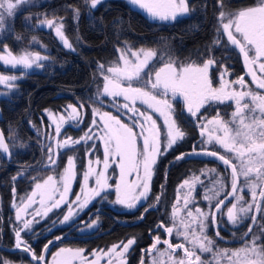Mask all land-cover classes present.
<instances>
[{"label": "snow or ice", "instance_id": "1", "mask_svg": "<svg viewBox=\"0 0 264 264\" xmlns=\"http://www.w3.org/2000/svg\"><path fill=\"white\" fill-rule=\"evenodd\" d=\"M102 0H85L90 9H95ZM128 2L147 14L153 22H176L185 18L196 11L195 6H191L189 0H128ZM30 0H0V30L5 28V20L12 17L15 11L21 6L29 4ZM220 11L216 18L214 26V36L210 44L205 45V51L211 53L216 47L225 46L229 50L236 49L243 57L244 66L247 69V75L251 76L252 83L256 89L264 90V0H257L255 6L245 7L237 10H231L225 4V0H217ZM71 7V6H70ZM75 19H79L80 10L71 7ZM27 17L26 21H30ZM64 18L39 19L35 26L43 29L45 26L49 30L55 31L56 37L62 42L63 46L71 51L76 49L73 43L65 34ZM227 37V45H224V37ZM17 41H22V36H16ZM80 42V37H76V43ZM29 45L40 48L46 47L37 37H32ZM119 53L117 60L110 62V66L105 69V65L97 62V71L103 76L104 84L102 92L96 94L95 101L100 100L101 96L112 97L114 100L123 97L125 103L116 105L118 113L122 107L132 113V126L123 123L118 115H112L110 112L101 113L99 109H93V120L89 130L84 132L78 139L72 136H66L63 139L58 137L63 135L66 127L79 129L83 122L81 111L73 104H68L65 111L67 115L54 114L45 109L52 123L48 126L49 131L43 134V138L49 141L45 144L41 140V150L47 149L46 160L43 165H39L43 170L52 169L54 174L48 175L41 181L39 176L32 177L35 181L32 192L25 198H21V203L17 205L13 201V207L16 209V220L22 223V227H13L15 234V248L31 255L36 264H98L101 257H108L109 264H112L113 254L119 261V264H126L123 257L129 252L130 248L136 242L135 238L127 240V243L121 242L120 245H113L107 251L103 249L94 250L90 259L83 255V248H60L53 254L51 261H46L42 252L37 256L31 249V246L23 240L22 233L30 232L32 225L37 223L36 217L43 219L47 217L54 209H60L66 205L68 211L62 220L53 221L56 223L70 225L77 223L79 214L95 198L107 199L106 190L111 187L106 174L110 161L119 160L120 180L116 183V200L113 203L123 205L128 209L137 207L139 201H145L149 197L150 180L153 175L154 166L157 164L159 156H162L178 141H181L186 133L181 129L176 119L173 118L175 109L172 103L167 99L171 94L173 98L177 95L182 96L188 113L193 117L204 105L211 103H224L226 101L234 102L235 110L231 113L229 120L220 117V113L205 124H200L201 137L207 135V140H201V144L219 145L224 150L225 155H220L217 151H203L200 153H181L176 160H182L188 155H205L216 157L227 167L231 168V191L225 192L226 176L218 175L211 187L207 188L204 200L209 203V210L203 211L197 207L195 213L188 209L191 203L185 199V210L187 217L178 220L180 209L174 205L172 213V227L165 228V232L171 236L175 230L177 237H183L185 243L173 245L170 240L161 241L160 236L153 238V244L147 250L151 253L157 249V245L163 243L166 245L164 253L160 255H169V264H264V224L258 225V220H264V94L248 86L245 77L241 76L235 81L227 80L228 69L224 68L220 73V86L213 87V81L209 76V69L217 64V59L209 56L200 64L198 61L202 55H198L196 60L183 62L171 56L163 63V66L156 68V64L164 61L163 55H159L158 49L142 46L138 49L135 45L125 41L122 47H118ZM199 54V49L196 50ZM50 56L42 55L40 51H32L28 47L21 49L14 54L8 45L0 49V62L10 69L18 70L19 75H5L0 73V86L5 87L9 92L16 90L17 81L26 74L25 70L43 67V62L50 60ZM257 72L260 74L258 75ZM138 84L140 86H133ZM126 85V86H125ZM234 85H239L241 90H236ZM7 92L0 91V96L7 95ZM136 101L147 105L148 108L159 112L164 117V126L166 130L157 127L156 121L150 115H145L135 107ZM131 102V106L130 103ZM84 108L83 104L79 105ZM70 109V111H68ZM99 115L103 122L104 135L99 138L104 142V161L103 169L93 167V162L89 159L87 170L83 173V183L81 192L76 194L75 200H70L68 193L71 191L72 182L78 178L77 160L78 152L76 146L83 143L87 146L89 141L96 139L91 134L92 127L97 125L95 116ZM143 117L141 120L140 118ZM54 125L55 135L51 128ZM147 125V127L145 126ZM134 127L140 128V136L143 138V147H137V133L133 131ZM7 139L15 140L14 130ZM39 134V133H38ZM54 142V143H52ZM15 143L12 148H15ZM20 147H25L21 144ZM95 148L86 147V154L92 152ZM64 152H72L68 156L66 166L62 171L58 170L59 157ZM0 154H8L11 157L9 143L2 132H0ZM231 154L232 159H227L226 155ZM99 164L100 161L95 162ZM33 166H29L32 168ZM141 169L143 175H141ZM17 173L12 177L13 181L19 176L25 175V172ZM216 169H209L207 173L201 170V175L216 174ZM136 173V179L131 180L130 174ZM55 173H58L55 174ZM95 179V185L90 186L91 179ZM242 178V182H241ZM199 176H194L192 181L185 180L183 186H188L194 190L197 184H202ZM163 187V186H162ZM244 189L251 193V201H246L242 194ZM15 193V188H13ZM241 193V194H238ZM223 194V199L219 197ZM57 195L59 198L57 199ZM232 198L231 207L227 210V220L233 225H241L249 217L252 223L248 230L241 237L242 246L237 249H221L216 240L207 235L209 221L212 224L218 223V217L224 215L223 207L225 202ZM157 201L160 197L157 196ZM214 203L215 210H212ZM39 207L35 209L33 219H22L28 210L34 205ZM246 205V206H245ZM255 206L256 214L252 213ZM155 207V205H150ZM148 209H145L147 212ZM143 219V213L141 214ZM81 231L95 229L99 223V217L91 223L82 222ZM260 227L259 235H252L254 227ZM163 227L158 225L157 229ZM51 231V229H49ZM252 235L251 241L246 238ZM216 237L223 239L220 232H216ZM56 240L61 237L57 236ZM53 241H48L44 245V251L49 249ZM187 245V246H186ZM119 249V250H118ZM178 249L183 250V257L176 259L174 254ZM211 254L212 260L202 259L204 254ZM0 264H11L9 260L0 257ZM143 264V261H141ZM153 264H156L155 260Z\"/></svg>", "mask_w": 264, "mask_h": 264}, {"label": "trees", "instance_id": "2", "mask_svg": "<svg viewBox=\"0 0 264 264\" xmlns=\"http://www.w3.org/2000/svg\"><path fill=\"white\" fill-rule=\"evenodd\" d=\"M189 3L195 6L196 11L176 22H153L140 11L130 7L125 0H104L95 9H90L85 0H30L29 4L21 5L14 16L6 18L5 28L0 31V49L6 44L13 53H18L21 49L28 47L32 51H40L41 54L50 56L51 59L44 61V66L41 68L26 71L23 78L17 81V89L8 92L6 97L0 98V132L5 136L11 150L10 158L8 154H0V257L9 260L11 264H36L22 250L2 249V247H15L13 227L18 226L14 223L12 203L14 200L17 203L21 202V198H26L32 191L35 184L32 177L39 176L42 181L48 175L54 174L52 169L45 171L39 167L46 160L47 153L46 148L43 152L41 150V140L43 139L45 144L47 142L43 138L48 123V113L45 109L60 113L68 104L75 105L81 111L83 122L78 130L66 127L63 134L78 139L86 132L91 121V109L97 106L102 107L100 102H94L96 94L101 91L103 85V76L97 71V62L104 64L106 69L110 66V62L118 59L119 53L116 49L122 47L127 41L134 44L136 49L142 46L158 49V54L163 55L165 60L157 63L156 68L163 66L169 56L187 63L190 60H196L198 55H202L198 61L201 64L211 55L217 59V64L210 68L209 74L213 84L218 82L216 77L224 68L228 69V78L231 81L237 80L244 72L242 57L236 49L229 50L225 46H220L214 48L211 53L205 51V45L210 44L213 39L214 26L220 11L217 0H189ZM256 3L257 0H225V4L231 10L251 7ZM70 6L80 10L78 20L74 18ZM45 14L47 19L64 18L65 34L73 43L75 51L65 48L50 30L35 27L38 18L45 19ZM27 17H31V20L26 21ZM18 35L23 37L22 41H17ZM34 36L46 47L29 45V41ZM77 36L80 37L79 43H76ZM224 45H227L226 40ZM0 72L20 74L18 70H12L2 64H0ZM234 86L238 87V85ZM109 102L112 104L111 101ZM80 104L84 105L83 109L79 108ZM173 108L175 109L173 118L177 120L186 136L158 157L146 202L132 210L116 208V203H113L115 193L112 186L115 185L117 169L115 164H112L106 173L110 177L108 183L111 185L106 190L107 199L95 198L79 215L77 222L83 221L93 210H103L108 214L99 212L91 215L88 223L97 219V215L99 217V223L95 229L80 234L77 231L78 227L69 234V238L49 246L46 257L48 253L54 252L59 247L83 248L85 252H90L93 249L107 248L118 242L135 238L136 242L125 255L126 264H141V261L143 264H149L151 260L155 262L166 260L170 255V253L160 255L166 249L163 243L157 245V249L151 253L143 251L151 247L154 237L160 236L161 241L169 238L173 245L181 243L178 237L173 234L168 236L165 232V228L169 226V214L176 190L189 175L221 163L216 162L215 159L218 158L192 156L177 161L176 157L193 149L217 151L220 155L222 153L215 146L205 147L201 144L198 126L196 121L197 127L195 126L192 115L184 112L177 102ZM110 111L113 115H118L116 111L115 113ZM123 117L124 115L120 116V118ZM123 121L127 123L125 119ZM159 123L163 125L162 122ZM10 128L15 133L14 141L7 139L12 134L9 131ZM13 143L16 145L15 148H12ZM21 144L25 147H20ZM93 144H95L93 151L86 154V147L93 148ZM75 151L79 155L76 162L78 178L72 182L70 200L80 193L83 173L87 169L89 159L94 162L102 157L100 141L97 138L89 141L87 146L81 143L76 146ZM72 154V152H64L59 157V171L63 170L68 156ZM30 165L33 167L29 168ZM26 169L25 175L13 181L12 177ZM55 174L58 175V173ZM218 175L226 176L224 191H231L228 185L229 173H216L214 180ZM206 187L198 190L194 205L208 211L209 203L204 200L205 190L209 188ZM242 194L245 200L251 201L252 198L250 199L248 192L244 191ZM157 196L160 197L159 201L156 199ZM219 199H223V194ZM230 199L232 198L229 197L225 206H222L224 215L218 219L221 226L216 229L214 225L211 227L210 237L216 240L221 249H235L242 245L241 237L252 223L249 217L241 225L227 224L225 212ZM150 205L155 207L150 208ZM211 207L214 211V203ZM66 208V205H62L60 209L52 211L44 219H39L40 221L32 226L30 232L21 234L23 240L31 246L37 256L50 239L63 234L73 225L53 224V221L63 219ZM146 208L147 212H145ZM142 213L143 219L140 218ZM252 213L256 214L255 206L252 208ZM209 224L212 223L209 221ZM259 224H264V220H258ZM158 225L163 227L157 229ZM217 231L223 239L216 237ZM260 232V227H254L252 235H259ZM252 235L246 239L251 241ZM183 255L182 249H178L174 254L176 259L182 258Z\"/></svg>", "mask_w": 264, "mask_h": 264}, {"label": "rangeland", "instance_id": "3", "mask_svg": "<svg viewBox=\"0 0 264 264\" xmlns=\"http://www.w3.org/2000/svg\"><path fill=\"white\" fill-rule=\"evenodd\" d=\"M102 1H104V0H102ZM127 3H128V5H130V7H132V8H134V9H136V10H138V11H140L143 15H145L147 18H148V16H147V14L146 13H144L142 10H139L137 7H134L133 5H131L129 2H128V0H125ZM13 2H14V0H13ZM255 6V5H254ZM148 19H150V18H148ZM151 20V19H150ZM38 23V22H37ZM43 29H45V30H49L48 29V27L47 26H45ZM1 31V30H0ZM51 32H52V34L56 37V35H55V31H54V29L53 30H50ZM56 39L60 42V40L56 37ZM224 40H226L227 41V37L225 36L224 37ZM61 44H62V42H60ZM63 45V44H62ZM3 48V47H2ZM1 48V49H2ZM238 51V50H237ZM14 54H16V53H14ZM42 55H44V54H42ZM240 57H242L241 55H240ZM242 60H243V57H242ZM0 64H2L3 65V62H0ZM202 64V63H201ZM3 66H5V65H3ZM5 67H7V68H9L8 66H5ZM243 70L244 71H246L247 69L245 68V66H244V61H243ZM211 68V67H210ZM34 69H36L35 67H33L32 69H28V70H34ZM12 70H14V69H12ZM28 70H25V71H28ZM222 72V71H221ZM247 72V71H246ZM1 73V72H0ZM19 73V72H18ZM209 74H210V69H209ZM257 74L259 75L260 73L259 72H257ZM5 75H13V74H5ZM246 76V75H245ZM229 74L225 77V79H227V80H230L229 78ZM247 78H245V80H246V83L248 84V86L250 87V88H252V89H254V90H257V91H260L262 94H264V90H259V89H256V85L255 84H253L252 83V78H251V76H249V75H247L246 76ZM216 78H218V82L216 83V84H213V87H219L220 86V73L217 75V77ZM103 84H104V80H103ZM126 86V85H125ZM134 87L135 86H140V85H138V84H134L133 85ZM235 88H236V90H241L240 89V86L238 85V87H236V86H234ZM0 91H3V92H9L5 87H3V86H0ZM102 90H103V85H102V89H101V91L100 92H102ZM8 95V94H7ZM7 95H4V96H0V98H2V97H6ZM167 99L169 100V102L170 103H172V105H173V107H175V103L177 102L178 103V106H180L181 107V109L184 111V112H186L187 114H189V115H191L190 113H188V111H187V108H186V105H185V103H184V100H183V97L182 96H179V95H177L175 98H173L172 96H171V94H169L168 95V97H167ZM109 101H111L112 102V104H110V102ZM98 102H100V104H102V107H99V106H97V107H94V108H92L91 109V121L89 122V124H88V126H87V128H86V131H88L89 130V126L92 124V120H93V109H99V111L101 112V113H103V112H110L111 114H112V112L110 111V110H112L114 113H115V111H116V113L118 114V116H119V118H120V116L121 115H124V117L123 118H120L121 119V121L123 122V123H126V122H124L123 121V119H125L126 121H127V124L131 127L132 126V119H130L132 116H133V114L132 113H130V112H128L126 109H123L122 107L119 109V113H118V110H117V107H116V105H123L124 103H125V101H124V99H123V97H119V98H116L115 100L112 98V97H106V96H101L100 97V100L98 101ZM130 103V106H131V102H129ZM223 106V107H222ZM135 107L136 108H138L141 112H143L145 115H150L151 117H152V119L153 120H155L156 121V124H157V127H159V128H161L162 130H166L165 129V126H164V117L163 116H161L160 115V113L159 112H156V111H154L153 109H150V108H148L147 107V105H145V104H143V103H141L140 101H136V104H135ZM217 108V109H216ZM235 110V104H234V102H230V101H226V102H224V103H211L210 105H204L201 109H200V111L197 113V116L196 117H194V119H196V124H197V126L198 125H200V124H205V123H207V121L208 120H211V119H213L214 117H216L217 116V113L218 112H221V114H220V117L222 118V119H224V120H229L230 118H231V113L233 112ZM68 111H70V109L68 110ZM202 113H205V114H207V115H203ZM54 114H57V115H59V114H63V115H67V112L65 111V109H63V111L62 112H58V113H54ZM113 115V114H112ZM95 119H96V121H97V125L96 126H94V127H92V130H91V134H93V135H95L96 136V138L97 139H99V141H100V147H101V153H102V157H101V159L99 160L100 161V163L99 164H96L95 162L97 161V160H94V162H93V167H96V168H99V169H103V161H104V142L99 138L100 136H103L104 135V132H103V122L100 120V116L99 115H97V116H95ZM141 120L143 119V117H141L140 118ZM159 122H162L163 123V125H160V123ZM52 123V121L49 119V117H48V123L46 124V132L47 131H49L50 129H49V125ZM161 126H159V125ZM146 127H147V125H145ZM199 128V133H200V139L202 140H207V135H205L204 137H201V128L200 127H198ZM133 131L134 132H136L137 133V137H138V142H137V147L139 148V149H142V147H143V138L140 136V128L139 127H134L133 128ZM51 132H52V134L53 135H55V132H54V125L52 126V128H51ZM66 136L63 134L62 136H60V137H58V139H63V138H65ZM47 141V140H46ZM47 143H49V141H47L46 142V144ZM52 143H54V142H52ZM205 145V147H207V146H209L208 144H204ZM211 146H213V145H211ZM215 148H217V149H219L220 150V152L222 153V155H225V153H224V150L222 149V148H220L219 147V145H216L215 146ZM4 155H6V154H4ZM46 156H47V153H46ZM204 158L205 157H207V158H210L209 156H203ZM226 158L227 159H232V157H231V154H228V155H226ZM216 160V162H220L221 164H220V168L221 169H216V168H209V169H216L217 171H216V173H229V180H230V182H229V188L231 189V168L229 167V170H226V166L223 164V162L222 161H220L219 159H215ZM232 162L233 163H236V161L234 160V159H232ZM118 163H119V160H118V158H117V160H115V161H110V163H109V167L112 165V164H115V166H116V169H117V178H116V181H115V185H113L112 186V188H113V190H114V193H115V200H116V192H115V186H116V183L120 180V168L118 167ZM87 167H88V164H87ZM228 168V167H227ZM209 169H205L204 171H205V173H207L208 172V170ZM87 170V169H86ZM141 175H143V170L141 169ZM194 176H199L200 177V180L201 181H203V183L202 184H197L196 185V187H195V189L194 190H192V189H190L188 186H183V187H181L182 185H183V182L185 181V180H189V181H192V179L194 178ZM215 176V174H211V175H209V174H205V175H201V170H199L198 172H195V173H193V174H191V175H189L188 176V178H186V179H184L181 183H180V185L178 186V188H177V190H176V195H175V200H174V203H173V205H172V208H171V212H170V214H169V220H170V222H169V226L168 227H172V219H171V217H172V213H173V206L174 205H176L179 209H180V213H179V215H178V220L179 219H183V218H186L187 217V211L185 210V199H189L190 201H191V203L188 205V209L189 210H191L193 213H195V209L198 207V206H196V205H194L195 204V202H196V193L198 192V190L199 189H201L202 187H205V186H207V187H211V185H212V183L215 181L214 180V177ZM130 179L131 180H135L136 179V173L135 172H132L131 174H130ZM42 182V181H41ZM241 182H242V178H241ZM83 183V182H82ZM95 185V179L94 178H92L91 179V181H90V186H94ZM81 187H82V184H81V186H80V192H81ZM206 187V188H207ZM206 191V190H205ZM244 191H246V192H248V190L247 189H244ZM243 191V192H244ZM32 192V191H31ZM30 192V193H31ZM29 193V194H30ZM238 194H241V193H238ZM248 194H249V197H250V199L252 198L251 197V193L250 192H248ZM70 195V192L68 193V196ZM27 197V196H26ZM57 199L59 198V196L57 195V197H56ZM76 199V197L73 199V200H75ZM25 200H26V198H25ZM94 201V200H93ZM92 201V202H93ZM247 201V200H246ZM92 202H90L88 205H87V207L92 203ZM145 201H139L138 203H137V206H139L140 204H143ZM231 202H232V199H230V203H229V205L227 206V209H226V212H225V217L227 218V210H228V208L229 207H231ZM17 205H19L21 202H19V203H17V202H15ZM246 206V205H245ZM12 207H13V203H12ZM39 207V205L38 204H36V205H34L31 209H29L28 210V212H27V214H25L23 217H22V219H28V220H31V219H33V216H34V214H35V209L36 208H38ZM87 207L83 210V211H85L86 209H87ZM118 207V208H117ZM116 208L117 209H119V210H132V209H135V208H132V209H128V208H126V207H124L123 205H120V204H116ZM200 208V207H199ZM13 210H14V223L18 226V227H22V223L21 222H19V221H17L16 220V209L13 207ZM54 210H56V209H54ZM53 210V211H54ZM68 211V209L66 208V212ZM83 211H81L80 212V214L83 212ZM203 211H207V210H203ZM51 213V212H50ZM79 214V215H80ZM45 218V217H44ZM43 218V219H44ZM42 220L40 217H36V220L39 222L40 220ZM217 219H219V217L217 218ZM35 224V223H34ZM33 224V225H34ZM227 224L229 225V226H233V225H231L229 222H228V220H227ZM32 225V226H33ZM212 225H214L215 226V229H216V227H218V226H221L220 225V223H219V221H218V223L217 224H209V226H208V229H207V235L210 237V233L212 232V229H211V227H212ZM82 227H79V229L77 230L78 231V233H87V232H89V231H91L92 229H90V230H87V231H81L80 229H81ZM222 228V227H221ZM173 235L174 236H176L175 235V230H174V232H173ZM177 237V236H176ZM179 239H180V241H181V243H185L184 242V240H183V237H178ZM211 238V237H210ZM123 243H127V241H122ZM14 244H15V242H14ZM121 244V242H118V243H116V244H113V245H120ZM113 245H110V246H108L107 248H99V249H93V250H91L90 252H85L84 251V253H83V255L84 256H86V257H90V259H95V257L94 256H91V254L93 253V251L94 250H100V249H103L104 251H107L108 250V248H110L111 246H113ZM187 246V245H186ZM242 245H240V246H238V248H240ZM60 248H70V247H59V248H57L54 252H51V253H48V255H47V257H46V252H45V254H44V256L46 257V261H51L52 259H53V254L54 253H56V252H58V250L60 249ZM74 249V248H73ZM222 249H225V248H222ZM227 249V248H226ZM235 249H237V248H235ZM119 250V249H118ZM171 255V254H170ZM125 258V256L123 257V259ZM202 259H204V260H206V261H210V260H212V255L209 253V254H204L203 256H202ZM153 261L154 260H151L150 261V263L149 264H153ZM20 264V263H19ZM30 264V263H29ZM78 264H79V262H78ZM98 264H109V259H108V257H101V259L99 260V262H98ZM112 264H119V261L114 257V254H113V259H112ZM156 264H169V255H168V257H167V259L166 260H160V261H156Z\"/></svg>", "mask_w": 264, "mask_h": 264}, {"label": "water", "instance_id": "4", "mask_svg": "<svg viewBox=\"0 0 264 264\" xmlns=\"http://www.w3.org/2000/svg\"><path fill=\"white\" fill-rule=\"evenodd\" d=\"M197 153H200V152H197ZM99 212H103V213L108 214L107 212H105V211H103V210H99V209H98V210H93V211H91L89 214H87V216L85 217V219H84L83 221H80V222H77V223L73 224V225H72L67 231H65L63 234L59 235V237H61L60 240H56V239H55L56 237H54V238H52V239H50V240L53 241V244H55V243H57V242H59V241H62V240H65V239L69 238V234H70V233H72V232H73L75 229H77L78 227L83 226V223H82V222H87V223H88V221H89V219H90V216L93 215V214H95V213H99ZM110 216L112 217V215H110ZM50 240H49V241H50ZM47 243H48V242H47ZM47 243H46V244H47ZM53 244H52V245H53ZM50 246H51V245H50ZM2 249L5 250V251H15V250H19V249H16L15 247H11V248H5V247H2ZM42 252H43V254H45L44 246H43V248H42V250H41L40 255L42 254ZM25 254L27 255V257H28L31 261H33V262L36 263V261L32 260L30 254H28V253H25Z\"/></svg>", "mask_w": 264, "mask_h": 264}, {"label": "flooded vegetation", "instance_id": "5", "mask_svg": "<svg viewBox=\"0 0 264 264\" xmlns=\"http://www.w3.org/2000/svg\"><path fill=\"white\" fill-rule=\"evenodd\" d=\"M247 71V70H246ZM246 71H244L242 74H241V76H244L245 78H246V76H247V72ZM246 75V76H245ZM240 76V77H241ZM194 120V124H195V121H196V119H193ZM195 126H196V124H195ZM197 127V126H196ZM198 128V127H197ZM198 130H199V128H198ZM217 149V148H216ZM219 150V149H218ZM203 151H209V150H197V151H195V152H203ZM220 151V150H219ZM193 152V150L192 151H189V152H187V153H192ZM192 156H196V157H203V156H205V155H195V154H193V155H188V156H186L187 158H189V157H192ZM211 159L213 158V159H215L216 157H211V156H209ZM204 158V157H203ZM205 158H207V157H205ZM210 168H216V169H221L220 168V165H213L212 167H210ZM227 170H229V167L227 168ZM169 236V235H168ZM225 239V238H224ZM168 240H169V238H168ZM226 240V239H225ZM183 251V250H182Z\"/></svg>", "mask_w": 264, "mask_h": 264}]
</instances>
